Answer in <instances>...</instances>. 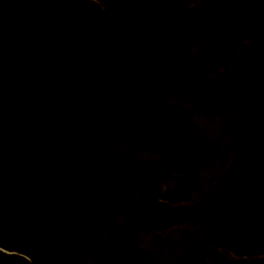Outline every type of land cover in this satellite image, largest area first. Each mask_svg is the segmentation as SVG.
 <instances>
[{"label":"trees","instance_id":"16d2710c","mask_svg":"<svg viewBox=\"0 0 264 264\" xmlns=\"http://www.w3.org/2000/svg\"><path fill=\"white\" fill-rule=\"evenodd\" d=\"M200 115L235 147L204 205ZM181 224L174 264H264V0H0V264H151Z\"/></svg>","mask_w":264,"mask_h":264},{"label":"rangeland","instance_id":"374dc122","mask_svg":"<svg viewBox=\"0 0 264 264\" xmlns=\"http://www.w3.org/2000/svg\"><path fill=\"white\" fill-rule=\"evenodd\" d=\"M245 46L244 48H247ZM195 123L200 126L201 130L207 133L211 138L212 143L215 145V150L212 159L201 168L194 180V190L188 194V199L194 203H200L201 198H206L214 201V197L209 195L216 191L220 186L221 178L227 170L229 159L235 153V147L231 146L230 129L222 132L219 136V127H226L221 124L217 116L213 115H200L194 118ZM218 127V130L217 128ZM232 147V148H231ZM233 151H232V150ZM138 156H146V152L137 154ZM230 189V188H228ZM205 203V202H204ZM207 228L204 225L200 228L191 226L190 224H181L163 230H146L141 233L142 245L152 255L151 264H174L173 257L181 249L192 245L198 239L204 237Z\"/></svg>","mask_w":264,"mask_h":264}]
</instances>
